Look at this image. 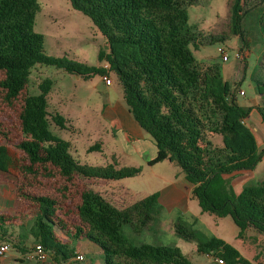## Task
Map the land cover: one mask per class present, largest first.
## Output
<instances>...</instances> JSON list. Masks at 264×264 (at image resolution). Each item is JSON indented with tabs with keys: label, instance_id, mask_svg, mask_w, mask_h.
Listing matches in <instances>:
<instances>
[{
	"label": "trees",
	"instance_id": "obj_1",
	"mask_svg": "<svg viewBox=\"0 0 264 264\" xmlns=\"http://www.w3.org/2000/svg\"><path fill=\"white\" fill-rule=\"evenodd\" d=\"M247 0H229V26L233 35L245 39L242 22ZM196 0H71L72 7L88 15L106 38L109 51L100 50L99 60L109 65L93 66L67 56L45 53L44 35L35 30L38 0H0V89L4 101L19 103L22 136L12 139L11 130L0 121V174L19 177L17 196L31 201L33 211L28 237L16 236L10 216L0 213V244L25 255L41 244L52 258L48 264H76V244L87 239L101 250L105 264H195L180 247L132 244L124 226L136 233L149 229L161 215L159 192L130 205L118 207L85 179H124L142 172L141 167H118L112 163H82L71 152L72 142L53 133L55 123L68 128L69 119L49 110L53 81L44 79L40 93L28 89L31 69L38 63L54 65L78 76L116 73L124 98L134 118L155 140L153 166L168 160L177 164L193 185V195L203 212L231 216L245 239L255 229L264 234V179L233 194V174L254 169L264 158L247 123L254 106L236 103L231 83L215 64H202L189 9ZM226 34L211 43L226 41ZM198 47V46H197ZM110 75V74H109ZM111 76V75H110ZM113 78V77H112ZM264 122V105L256 106ZM221 137L216 143L213 137ZM101 141L89 148L100 150ZM225 175H230L228 178ZM56 177L60 193L78 190L77 218L72 227L59 213L62 201L53 195L32 193L39 177ZM176 232L195 240L193 228L175 222ZM197 250L222 259L225 264H254L233 244L212 236L197 243Z\"/></svg>",
	"mask_w": 264,
	"mask_h": 264
},
{
	"label": "rangeland",
	"instance_id": "obj_2",
	"mask_svg": "<svg viewBox=\"0 0 264 264\" xmlns=\"http://www.w3.org/2000/svg\"><path fill=\"white\" fill-rule=\"evenodd\" d=\"M38 1L40 10L36 17L35 30L44 35L46 54L55 57L67 56L93 66L105 64L100 62L98 56L100 50L109 51L106 38L88 15L74 9L71 0ZM246 9L247 14L242 22L245 39L230 32L229 0H196L195 5L189 9V14L190 23L195 27L197 34L198 47L195 43L192 45L196 58L202 64L218 66L222 77L231 83L236 103L247 108L256 104L264 105V0H247ZM221 34L227 35L226 41L211 43L213 36ZM220 45L226 47L230 55L229 60H223L218 51ZM247 47L251 49L249 57L238 60L236 58L238 50ZM109 74L117 81L116 73L109 71ZM46 78L53 81L48 95L50 112H59L69 119L67 129H61L55 123L50 128L57 136L72 142L71 152L80 162L100 165L112 163L115 157L119 161V168L125 165L142 168L141 174L134 177L118 180L100 179L116 188L119 197L114 194L111 187L97 179L80 180L78 187L88 184L102 190L118 203L131 204L148 194L161 191L164 186L170 184L165 180L171 178V182L174 183L180 181L181 175L184 177L185 173L175 163L177 168L169 167V162L150 167L141 153L133 155L127 153L130 152L131 143L123 140L122 133H125L111 121L107 108L111 105L110 100L114 101L113 105L118 101L124 102L123 90L119 85L113 87L114 91L109 90L102 75L98 73L91 77L78 76L54 65L38 63L31 69L29 91L39 94V84ZM20 112V104L15 103L13 106L7 104L0 89V121L11 130V137L14 140H19L22 136ZM247 123L253 129L260 147L264 146V123L255 122L254 119L248 120ZM128 134L132 135L130 132ZM213 139L220 143L221 137L215 135ZM98 141L104 143V145L101 143L102 150L100 148L89 151V148ZM178 171L182 173L179 174ZM262 179L264 158L254 169L247 170L242 177L234 179L231 191L236 194L245 186ZM18 180L19 177L14 175L0 174V213L12 218L16 236L22 233L27 238L36 206L31 201L18 199ZM34 185L30 187L32 193L53 195L62 201V210L59 213L72 227L77 218L78 190H70L67 198L62 197L59 192L61 184L56 177L39 176ZM190 205L189 211L182 208L168 211L165 206L160 205L162 217L149 229L136 233L127 224L124 226V232L132 244L151 243L180 247L195 264H221L216 257L197 250L198 242L217 236L237 247L254 264H264L263 233L251 229L247 237L241 239L238 237L239 227L231 216L219 217L203 212L198 199L194 196L190 200ZM195 213L199 216L195 217ZM179 218L197 233L195 240H186L176 232L175 222ZM194 220L197 222L194 223ZM27 239L31 246L35 244L33 239ZM88 243L91 246H84V250L88 258H94L95 264H98L101 256L97 251L100 249L93 242ZM48 262H52L51 257L46 262L28 259L26 255L14 249L8 255L0 256V264H48Z\"/></svg>",
	"mask_w": 264,
	"mask_h": 264
},
{
	"label": "crops",
	"instance_id": "obj_3",
	"mask_svg": "<svg viewBox=\"0 0 264 264\" xmlns=\"http://www.w3.org/2000/svg\"><path fill=\"white\" fill-rule=\"evenodd\" d=\"M105 85L109 90L114 91L113 87L115 85H119L123 90L122 85L120 83H118L116 80H113L112 85H107L106 83H105ZM117 97H119V96L117 95ZM120 97H121V94H120ZM122 99L124 100L125 103L123 101H118V99H116V101H118L116 103V105H113L114 101L110 100L111 105H108V107H107V108H109V115L111 117L110 119H112L111 121H113V123L116 124V126H119V128L125 133V134L122 133L123 140L125 142L131 143V146H129L130 152H127L126 150L125 151L129 155L141 153L144 161L148 164V161L150 159L156 157V155L158 153V147H157L156 142L153 139V137L143 127L140 126V124L134 118L133 114L130 112V110L127 106L126 100L124 98V91L122 93ZM261 105H263V104H260V106ZM256 106H259V104H256L254 106L253 110L251 111V113H250V115L246 121H248V120L251 121V119H254L255 122L264 123L262 118H261L260 113L258 112L257 108H255ZM254 116H257V117L254 118ZM128 132H130L132 134L131 136L134 138H131V136L128 134ZM103 145H104V143H103ZM102 148H103V146H102ZM102 148H101V150H102ZM259 149L260 150L264 149V146L260 147V145H259ZM145 151H146V154H144ZM114 155H116V154H114ZM164 162H169L168 163L169 167L171 166L172 168H177V165H175L174 163H172L168 160L162 161V162L157 163L153 166L150 165V167L157 166L158 164H164ZM118 165H119V161H118ZM180 172L182 173V171H180ZM180 172H179V174H180ZM246 172H247V170L236 171L233 174H231V176L234 179H237L238 177H242L244 175V173H246ZM229 176L230 175H225L226 178H228ZM234 179H233V182H234ZM97 180L102 181L105 184H107L109 187H111V189H113L112 191L114 192V194L118 193L116 191V188H114L113 186H110V184L107 183V181H103L100 179H97ZM171 181H172L171 178L165 180V182H170V184L167 186H164L161 191H156V192L160 193L159 204L161 206H165L168 211H173L175 208H182V209H186V211H189L190 206H191L190 200L194 196L193 195V185L188 182L185 175H184V177H182V175H181V179L178 182L176 181L173 183ZM97 190L100 191L101 193H103L109 200H111L113 203H115L118 207H125L127 205H130V204H126L124 202L118 203L116 200L110 198L108 194H105V192H103L102 190H99V189H97ZM148 195H150V194H148ZM118 197H119V195H118ZM162 213H163V211L161 210L160 218L162 217ZM196 216H199V214L195 213V217ZM196 222L197 221L194 220V223H196ZM188 227H191V226L188 225ZM86 240L87 239H82L78 242V247H76V253L84 255V260L79 261L76 264H95V262H96L94 258H88L87 253L84 250V246H86V245L91 246L90 243H88L89 241L87 240L88 241L87 242ZM97 252H100V256H101L99 261H98V264H105L101 250L97 251ZM19 260L23 261L21 259H19Z\"/></svg>",
	"mask_w": 264,
	"mask_h": 264
},
{
	"label": "built area",
	"instance_id": "obj_4",
	"mask_svg": "<svg viewBox=\"0 0 264 264\" xmlns=\"http://www.w3.org/2000/svg\"><path fill=\"white\" fill-rule=\"evenodd\" d=\"M218 51L222 55L223 60L226 61V60L230 59V55H229V53H228V51L224 45H220L218 47ZM250 54H251V49L249 47L243 48V49L238 50V52L236 53V58L238 60H243V59L249 57ZM104 67L108 69L109 65L104 64ZM102 79L104 80V82L107 85L113 84V78L108 73H105L104 75H102ZM241 93L243 94L244 91H241ZM11 250H12V246L10 243L3 242L0 244V256L8 255ZM26 257L29 259H35V260H39L42 262H46L47 259L50 257V255L48 254V252H46L44 250V248L41 244L37 243L36 246L34 247V249L31 252H28L26 254ZM76 258L79 261H82V260H84V255L78 254ZM218 262L221 264H225V262L222 259H218Z\"/></svg>",
	"mask_w": 264,
	"mask_h": 264
},
{
	"label": "water",
	"instance_id": "obj_5",
	"mask_svg": "<svg viewBox=\"0 0 264 264\" xmlns=\"http://www.w3.org/2000/svg\"><path fill=\"white\" fill-rule=\"evenodd\" d=\"M109 47V46H108Z\"/></svg>",
	"mask_w": 264,
	"mask_h": 264
}]
</instances>
